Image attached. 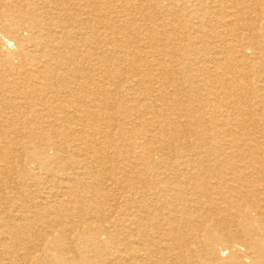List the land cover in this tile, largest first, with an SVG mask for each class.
<instances>
[{
	"label": "bare ground",
	"instance_id": "6f19581e",
	"mask_svg": "<svg viewBox=\"0 0 264 264\" xmlns=\"http://www.w3.org/2000/svg\"><path fill=\"white\" fill-rule=\"evenodd\" d=\"M0 264H264V0H0Z\"/></svg>",
	"mask_w": 264,
	"mask_h": 264
},
{
	"label": "rangeland",
	"instance_id": "374dc122",
	"mask_svg": "<svg viewBox=\"0 0 264 264\" xmlns=\"http://www.w3.org/2000/svg\"><path fill=\"white\" fill-rule=\"evenodd\" d=\"M96 5H97V4H96ZM102 9H103V10H104V9H107V5H105ZM248 51H250V50H247V52H248ZM247 55H250V54L247 53ZM206 119H210V117H206Z\"/></svg>",
	"mask_w": 264,
	"mask_h": 264
}]
</instances>
